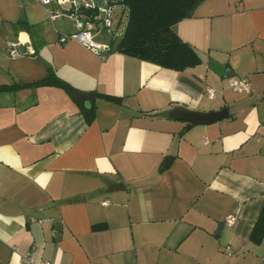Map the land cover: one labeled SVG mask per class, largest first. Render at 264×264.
<instances>
[{
	"label": "crops",
	"instance_id": "1",
	"mask_svg": "<svg viewBox=\"0 0 264 264\" xmlns=\"http://www.w3.org/2000/svg\"><path fill=\"white\" fill-rule=\"evenodd\" d=\"M44 10L8 20L0 6V85L52 70L95 93L94 119L65 86L0 91V264H264V236L250 241L264 202V0H202L174 23L201 58L180 71L60 42L72 23ZM178 107L227 116L189 126Z\"/></svg>",
	"mask_w": 264,
	"mask_h": 264
},
{
	"label": "trees",
	"instance_id": "2",
	"mask_svg": "<svg viewBox=\"0 0 264 264\" xmlns=\"http://www.w3.org/2000/svg\"><path fill=\"white\" fill-rule=\"evenodd\" d=\"M202 0H122L127 7V21L124 32L113 50L150 61L173 70H184L201 62L195 50L181 40L172 25L190 17ZM19 23L25 21L20 19ZM65 86V82L49 70L47 76L31 84L0 85V91L19 89L26 86ZM72 95V93H71ZM108 100L119 102V98L103 95ZM88 122L94 119V109L82 108ZM101 224L94 225L97 229ZM264 236V202L250 233V241L258 244Z\"/></svg>",
	"mask_w": 264,
	"mask_h": 264
},
{
	"label": "built area",
	"instance_id": "3",
	"mask_svg": "<svg viewBox=\"0 0 264 264\" xmlns=\"http://www.w3.org/2000/svg\"><path fill=\"white\" fill-rule=\"evenodd\" d=\"M40 3L46 6L48 18L50 21L68 19L73 26L71 32H60L58 40L66 42L70 39H76L93 51L100 54L101 51H108V44L105 41L94 40L92 38L93 26L96 22H101L106 32L119 35L124 31L128 9L122 3V0H115L124 10L125 20L122 23V29L112 32V7L111 0H39ZM7 50L10 56H18L23 54L19 50L21 45L19 40L7 41ZM229 84L236 92H249L251 89L250 81L246 77H230ZM209 96L213 95V90H208ZM234 222V216L229 215L226 218V223L231 225ZM24 264H34L31 257L23 258ZM37 264H51L49 261H41Z\"/></svg>",
	"mask_w": 264,
	"mask_h": 264
},
{
	"label": "rangeland",
	"instance_id": "4",
	"mask_svg": "<svg viewBox=\"0 0 264 264\" xmlns=\"http://www.w3.org/2000/svg\"><path fill=\"white\" fill-rule=\"evenodd\" d=\"M3 5H6L8 10L13 11L11 12V14L5 16L6 19L8 20H16L19 17H26V15L31 13H36V14L40 13L42 17L46 15L44 10L46 9V6L42 5L39 0H0V6ZM110 5L111 6L114 5V7H112V21H113L111 28L112 32L121 30L122 23L125 20L124 10L119 5V3L115 1H113ZM123 32L119 35L110 34L106 32L101 22H96L93 26L91 36L96 41L97 40L105 41L108 44V48L110 50V49H114V47L122 37Z\"/></svg>",
	"mask_w": 264,
	"mask_h": 264
},
{
	"label": "water",
	"instance_id": "5",
	"mask_svg": "<svg viewBox=\"0 0 264 264\" xmlns=\"http://www.w3.org/2000/svg\"><path fill=\"white\" fill-rule=\"evenodd\" d=\"M115 1V0H111ZM65 88L72 92L74 98L84 104L88 103V108L91 110L94 103L95 93L93 91H82L74 89L73 87L69 85H65ZM170 115L174 118L185 120L188 122L189 126L193 125H201V124H209L215 121H218L220 119H223L227 116V110L226 108H222L220 110L215 111H209V112H200V111H194L189 110L183 107H178L173 109L170 112ZM171 160V157H166L164 166L169 163ZM119 184L113 183L110 184V186H117Z\"/></svg>",
	"mask_w": 264,
	"mask_h": 264
}]
</instances>
